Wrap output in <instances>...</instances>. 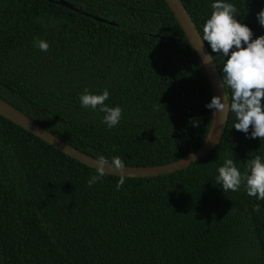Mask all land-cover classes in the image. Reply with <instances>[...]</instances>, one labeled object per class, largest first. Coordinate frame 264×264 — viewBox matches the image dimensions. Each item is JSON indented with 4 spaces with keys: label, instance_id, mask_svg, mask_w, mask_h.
<instances>
[{
    "label": "trees",
    "instance_id": "obj_1",
    "mask_svg": "<svg viewBox=\"0 0 264 264\" xmlns=\"http://www.w3.org/2000/svg\"><path fill=\"white\" fill-rule=\"evenodd\" d=\"M57 1L0 0V98L107 163L163 166L198 150L211 129L212 94L166 0H65L117 26ZM181 1L203 36L213 0ZM228 2L253 38L264 35V0ZM208 49L222 75L224 58ZM85 89L109 90L105 104L123 109L117 126L81 106ZM236 122L230 113L221 144L188 169L125 178L117 190L120 177L89 186L97 170L0 116V264H264V201L244 183L223 192L216 182L225 159L243 174L264 156V138Z\"/></svg>",
    "mask_w": 264,
    "mask_h": 264
},
{
    "label": "clouds",
    "instance_id": "obj_2",
    "mask_svg": "<svg viewBox=\"0 0 264 264\" xmlns=\"http://www.w3.org/2000/svg\"><path fill=\"white\" fill-rule=\"evenodd\" d=\"M212 12L203 25L202 41L208 44L212 53L224 58L221 69L220 86L223 97L213 96L206 107L212 112H222L227 104L228 111L235 114L236 123L233 127L249 134L250 137L264 138V35L253 38L251 28L241 23L237 17V8L228 0H213ZM258 23L264 27V9L257 13ZM35 46L47 52L50 45L45 40H37ZM230 89V97L225 89ZM109 90L104 89L95 94L87 89L80 95L79 100L83 108H90L104 113L102 123L109 130L117 126L123 109L120 106L110 107L105 104L109 99ZM198 123H193L196 125ZM100 161L107 164L105 157ZM111 165L118 170L125 169V164L119 157H113ZM217 184L223 192L239 191L245 184L247 195L264 201V156L257 155L247 164L242 174L233 159L227 158L217 169ZM105 175L104 169H98L88 183L89 186L98 182ZM125 183V176L121 175L116 184L119 190Z\"/></svg>",
    "mask_w": 264,
    "mask_h": 264
},
{
    "label": "water",
    "instance_id": "obj_3",
    "mask_svg": "<svg viewBox=\"0 0 264 264\" xmlns=\"http://www.w3.org/2000/svg\"><path fill=\"white\" fill-rule=\"evenodd\" d=\"M166 2L174 13L176 19L178 20L181 28L185 33L186 38L192 46L194 56L197 58V60L202 66V69L208 80L212 97L216 95H220L221 97H223L224 93L220 86L221 74L218 70L214 58L210 53V50L208 49V46L202 41V36L199 30L197 29V26L193 21L191 15L188 13L181 0H166ZM57 4L68 8L76 13L90 16L99 22L117 26V24L114 22H109L105 19L95 17L86 13L83 10L78 9L68 1L59 0L57 1ZM154 37L166 41H172L176 43L178 42L177 39H172L168 36L156 35ZM225 94L228 95L227 89H225ZM230 113L231 112L228 111L227 104L222 112H213L211 129L206 140L204 141L202 146L198 150L193 152L191 155L179 161L163 166L125 167V169L123 170H118L115 169L111 165V163L104 164L100 160L77 150L62 139L47 131L44 127L35 122L28 115L24 114L23 112L15 108L13 105L0 98L1 117L23 128L30 134L40 138L41 140H43L53 148L57 149L58 151L64 153L65 155L79 161L80 163L94 170L98 171V169H104L105 174L107 175L117 177H121V175H124L125 178L136 179L159 177L183 171L208 156L216 147L221 144L230 119Z\"/></svg>",
    "mask_w": 264,
    "mask_h": 264
}]
</instances>
